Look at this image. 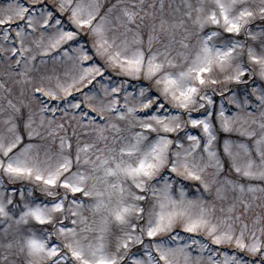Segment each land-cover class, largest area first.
I'll use <instances>...</instances> for the list:
<instances>
[{"label":"snow or ice","instance_id":"obj_1","mask_svg":"<svg viewBox=\"0 0 264 264\" xmlns=\"http://www.w3.org/2000/svg\"><path fill=\"white\" fill-rule=\"evenodd\" d=\"M0 264H264V0H0Z\"/></svg>","mask_w":264,"mask_h":264}]
</instances>
